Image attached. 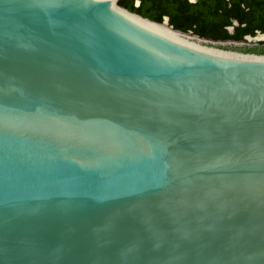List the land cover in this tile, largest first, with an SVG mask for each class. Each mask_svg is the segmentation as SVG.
I'll list each match as a JSON object with an SVG mask.
<instances>
[{"label": "water", "instance_id": "water-1", "mask_svg": "<svg viewBox=\"0 0 264 264\" xmlns=\"http://www.w3.org/2000/svg\"><path fill=\"white\" fill-rule=\"evenodd\" d=\"M120 0H0V264H264V55Z\"/></svg>", "mask_w": 264, "mask_h": 264}, {"label": "flooded vegetation", "instance_id": "flooded-vegetation-1", "mask_svg": "<svg viewBox=\"0 0 264 264\" xmlns=\"http://www.w3.org/2000/svg\"><path fill=\"white\" fill-rule=\"evenodd\" d=\"M215 1L217 11L212 10L215 25L203 34L188 33L210 46L264 55V0Z\"/></svg>", "mask_w": 264, "mask_h": 264}, {"label": "trees", "instance_id": "trees-1", "mask_svg": "<svg viewBox=\"0 0 264 264\" xmlns=\"http://www.w3.org/2000/svg\"><path fill=\"white\" fill-rule=\"evenodd\" d=\"M119 4L154 22L163 23L168 18L170 26L184 33L203 34L215 25V0H120Z\"/></svg>", "mask_w": 264, "mask_h": 264}, {"label": "rangeland", "instance_id": "rangeland-1", "mask_svg": "<svg viewBox=\"0 0 264 264\" xmlns=\"http://www.w3.org/2000/svg\"><path fill=\"white\" fill-rule=\"evenodd\" d=\"M165 23H167V24H168V20H167V19L165 20Z\"/></svg>", "mask_w": 264, "mask_h": 264}]
</instances>
